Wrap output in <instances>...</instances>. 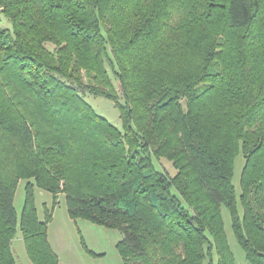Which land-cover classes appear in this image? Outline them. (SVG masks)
I'll return each mask as SVG.
<instances>
[{"label": "trees", "instance_id": "trees-1", "mask_svg": "<svg viewBox=\"0 0 264 264\" xmlns=\"http://www.w3.org/2000/svg\"><path fill=\"white\" fill-rule=\"evenodd\" d=\"M36 187L118 230L123 264H237L223 206L264 264V0H0V264L19 231L34 264L60 262Z\"/></svg>", "mask_w": 264, "mask_h": 264}, {"label": "rangeland", "instance_id": "rangeland-1", "mask_svg": "<svg viewBox=\"0 0 264 264\" xmlns=\"http://www.w3.org/2000/svg\"><path fill=\"white\" fill-rule=\"evenodd\" d=\"M2 24L7 25L5 21ZM115 82L119 86L118 81L115 80ZM85 98L99 114L105 116L117 127L122 128L120 110L112 100L90 93ZM162 160L163 162L160 165L155 159L158 168L164 167L173 173L176 172L170 161L165 158ZM244 164L245 157L240 153L236 159L234 176V183L238 194L241 193L240 179ZM35 196L36 206L41 218H44L45 207L49 208L53 213V219L49 223V234L54 247L51 245L59 255V264H123L122 257L117 248V243L122 238V234L118 230L95 224L86 219L74 220L70 218L64 194L59 196L56 205H54L53 194L39 187L35 189ZM25 198L26 180H21L15 195V208L19 217L24 207ZM240 208L242 210L241 206ZM222 211L227 236L231 249L234 252L236 263L250 264L245 257L244 250L235 237L229 210L223 206ZM12 246L17 261L19 264H24V261H27L29 256L20 231L14 238ZM88 249L93 250L97 254H92Z\"/></svg>", "mask_w": 264, "mask_h": 264}, {"label": "crops", "instance_id": "crops-1", "mask_svg": "<svg viewBox=\"0 0 264 264\" xmlns=\"http://www.w3.org/2000/svg\"><path fill=\"white\" fill-rule=\"evenodd\" d=\"M49 239H50V234H49ZM50 242H51V244L53 245V247H54V244H53V242H52V240L50 239ZM55 249V248H54ZM24 264H34L32 261H31V259L29 258L27 261L25 260L24 261Z\"/></svg>", "mask_w": 264, "mask_h": 264}]
</instances>
